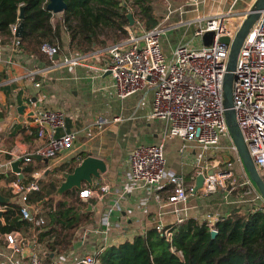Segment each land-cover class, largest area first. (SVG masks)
Listing matches in <instances>:
<instances>
[{
  "label": "crops",
  "instance_id": "crops-1",
  "mask_svg": "<svg viewBox=\"0 0 264 264\" xmlns=\"http://www.w3.org/2000/svg\"><path fill=\"white\" fill-rule=\"evenodd\" d=\"M255 1H177L164 13L163 24L167 27V34L162 40L164 54L167 58H171L174 49L180 44L205 45L203 38L194 36L199 20L230 9L246 10L252 7ZM61 18L60 15L59 19ZM104 36L101 35L103 42L92 49L69 51V34L63 29L61 47L72 55H82L85 60L78 65L61 63V55L54 63L46 57L22 53L20 48L15 46L13 39L11 44L0 43V192L9 199L8 202H0V206L7 204L8 209L10 203L20 204L18 195L14 194L11 188V183L16 179L29 184L37 179L38 173L41 174V178L51 168L54 169L61 164L71 163L77 167L88 156L103 159L106 170L100 173L99 177L93 176L92 182L83 181L81 187H76L77 191L80 192L83 188L98 189L105 183L112 188L110 192L99 196L94 195L88 199L80 197L85 202L86 211L91 212L90 221L81 224L72 246L60 254L45 250V241H39L41 233H48L49 227L37 230L29 223L20 230L10 231L17 232L22 237L23 256H29L27 249L33 246L45 264L59 260L62 256L66 258L64 264H72L80 252L83 254L94 252L111 245L132 241L137 235L146 234L158 224L173 228L181 223L180 219L184 221L190 218L199 222L207 221L210 226L236 210L245 212L246 208L252 209L248 208L251 203H243V201L247 203L249 199L242 200L232 197L231 193L228 195L216 190L198 191L186 202L175 204L167 201L169 192L164 190L160 193L163 201L152 197L146 209L138 207L142 192H135L126 198L119 197L129 156L132 150L141 144L163 142L167 169L183 175L187 187L195 186L201 174L205 176L216 172L219 164L216 158L220 157L218 154L220 147L223 146L218 144L214 149L206 151L196 142L165 136L168 129L167 122L151 117L154 96L151 88H145L125 99L119 98L112 88V76L109 72L103 71L110 59L108 47L112 44ZM124 38L126 36L113 43ZM35 71L38 73H33ZM20 105L24 106L22 113L18 110ZM42 109H57L64 112L66 129L75 131L76 139L71 149L49 158V163L32 158L27 164L33 163L36 170L32 174L34 180H29L24 172L27 164L19 165L20 168L23 166V170L17 175L12 163L17 160L14 159L15 154H33L44 144V139L37 135L36 125L27 122L28 115L32 111ZM24 127L25 134H18L12 139V136ZM229 142L231 146L232 139L228 136L227 146ZM234 152L236 156H233L237 157L234 162L237 171L247 177L252 184L239 154ZM235 166L231 168L234 169ZM166 184L167 188L171 187ZM233 187L228 186L227 189L232 191ZM255 191H258L257 187ZM62 193L57 191L59 195ZM257 193L262 207L264 200L260 193ZM45 200L35 204L44 211L47 222V211L43 205ZM109 207H113L111 222L115 228L108 238H105L100 233L101 218ZM257 207L259 205L255 208ZM6 210L0 211L2 223H5L3 214ZM5 234L0 236V264H11L8 257L12 250ZM49 237L48 235L47 238ZM51 238H55L53 234ZM47 255L50 256V260L45 261ZM27 261L28 258L24 259V262Z\"/></svg>",
  "mask_w": 264,
  "mask_h": 264
},
{
  "label": "built area",
  "instance_id": "built-area-1",
  "mask_svg": "<svg viewBox=\"0 0 264 264\" xmlns=\"http://www.w3.org/2000/svg\"><path fill=\"white\" fill-rule=\"evenodd\" d=\"M252 7L243 11L230 9L199 20L195 38H203L206 32L213 31L211 44H180L171 58H167L162 46L163 37L167 34L166 25L158 23L141 31L128 26L126 38L108 47L110 59L103 71L112 76V88L121 99L145 88L153 90L151 117L167 122L165 136L196 142L209 151L219 144L222 134H228L232 139L231 147L237 152L226 119L224 96L231 44L222 41V38L228 37L231 41L235 38ZM18 27L19 24L11 26L16 47H19ZM41 50L54 63L55 55H61L63 64L78 65L85 60L80 54L72 55L65 51L59 44L44 42ZM233 75V109L249 153L264 180V9L243 41ZM27 120L36 125L38 136L44 139V144L33 153L54 158L73 147L76 132L66 129L64 112L57 109L32 111ZM14 159L21 160L20 164L24 165L32 158L29 154L17 153ZM22 167L17 175L22 173ZM40 176L38 173L37 179L29 184H24L21 179L11 183L13 193L20 199L18 205L22 217L37 230L45 226L46 217L38 205L29 201V193L39 189ZM233 176L230 169L207 174L203 187L198 191H215L218 184L225 186L226 180L233 179ZM165 181L171 185L170 188ZM233 184L232 181L229 186ZM111 190L110 185L105 183L98 189L83 188L79 195L88 199ZM164 190L169 192L167 201L171 204L186 202L194 194V186L187 187L183 175L167 169L163 142L135 147L129 156L119 197L126 198L135 192H142L138 207L146 209L152 197L163 201L160 193ZM7 207V204L0 206V211ZM112 209L109 207L101 218L100 233L105 238L115 228L111 222ZM182 221L180 219L179 222ZM155 228L162 237L172 241V227L158 224ZM210 229L211 232H218L216 224L210 225ZM5 238L12 250L8 257L11 264H45L33 246L27 249L29 256L22 255L24 248L19 233H6ZM104 249L84 253L76 257L72 264H101L99 256ZM26 258L28 261L24 262ZM65 259L62 256L47 264H64Z\"/></svg>",
  "mask_w": 264,
  "mask_h": 264
},
{
  "label": "trees",
  "instance_id": "trees-1",
  "mask_svg": "<svg viewBox=\"0 0 264 264\" xmlns=\"http://www.w3.org/2000/svg\"><path fill=\"white\" fill-rule=\"evenodd\" d=\"M67 8L56 24L54 14L47 8L49 0H0V43L11 44L14 39L11 26L24 23L19 38L22 53L47 57L41 50L44 42L62 45V31L69 34V51H87L99 45L106 28L127 33L130 23L129 1L140 8L141 21L149 28L159 23L151 0H65ZM24 7L25 17L19 18ZM49 59V58H48ZM25 134V127L14 134ZM38 135V134H37ZM24 161V160H22ZM76 166L61 164L51 169L39 180V189L29 193V201L38 204L45 200L48 233H41L47 251L62 253L71 246L81 224L90 221L91 212L73 187L61 195L57 191L64 180L59 174L72 173ZM36 167L25 165V176L34 180ZM64 175V176H65ZM82 205V206H80ZM4 212L5 223L0 221V236L20 230L29 222L22 219L20 206L10 203ZM217 234L213 237L207 221L186 219L173 227L172 241L166 240L156 230L137 235L132 241L108 246L100 254L101 264H264V206L246 212L234 211L217 221ZM50 231H53L52 233ZM52 234L55 238H51ZM50 236L47 238V236ZM50 255V254H49ZM47 255L45 261L50 260ZM51 262V261H50Z\"/></svg>",
  "mask_w": 264,
  "mask_h": 264
},
{
  "label": "water",
  "instance_id": "water-1",
  "mask_svg": "<svg viewBox=\"0 0 264 264\" xmlns=\"http://www.w3.org/2000/svg\"><path fill=\"white\" fill-rule=\"evenodd\" d=\"M47 8L53 14H58L66 10L67 3L65 0H49V3L47 4ZM263 9H264V0H256L252 7V11L249 13L247 18L243 22L235 38L231 41L230 38L224 37L222 38V41L231 44L227 73L225 75V80H224V96H225V107L227 109L226 110L227 123L229 126L231 136L237 148V152L249 174V178L252 182H254V184H256V187L260 195L264 199V180L261 177L254 163V160L249 153L247 144L243 138L241 129L236 119V113L233 109V100H232L233 79H234L233 71L236 68V63L240 52V48L249 30L254 25L256 20L259 18L261 10ZM127 16L130 20V25L133 26L135 23L133 16L131 15L130 12L127 14ZM24 17H25L24 7H22L20 10L19 18L23 19ZM23 31H24V23L21 22L17 29L16 36L21 38L23 35ZM213 35H214L213 31H209L204 34L203 41L206 46L211 44ZM57 58L58 55H55L54 59ZM23 108L24 106L20 105L18 107V110L22 113ZM30 157L39 161L43 160L46 163H49V158L42 157L40 154L37 153L30 154ZM20 163L21 160H16L12 163L13 169L15 171H20V167H19ZM105 170H106V164L103 159L95 156H88L82 161L80 165H78L74 169L72 173L66 174V180H64L61 183V186L59 187L58 190L59 192H64L65 190L71 189L73 187H81L83 181L92 182L93 176L99 177L100 173L104 172ZM209 174H213V173H209ZM204 182H205V176L201 174L200 177L198 178L197 184L194 186V194H196L198 190L203 187ZM8 201L9 199L4 197L3 194L0 192V202L5 203ZM216 234L217 232L214 231L212 232L213 237Z\"/></svg>",
  "mask_w": 264,
  "mask_h": 264
},
{
  "label": "rangeland",
  "instance_id": "rangeland-1",
  "mask_svg": "<svg viewBox=\"0 0 264 264\" xmlns=\"http://www.w3.org/2000/svg\"><path fill=\"white\" fill-rule=\"evenodd\" d=\"M177 1H182V0H151V4H152V7L154 9V13L156 16L159 17V20H160L159 23H161V24L164 23V13L167 11V8L169 11L171 5L174 6ZM129 12L133 16V19L135 20V23L132 26V29H137L138 31H141L142 29H149L147 24L144 21H141L140 8H138V6L135 3H133L132 1H129ZM60 15L63 16V12L58 13V14H54V17L52 19V22L54 24H56L57 20H59ZM129 25H130V23L128 24V26ZM102 35H105L104 37H106L107 40H109L113 43V42L117 41L118 39H120L121 37L127 36V33H122V32L120 33L118 31H115L112 28H106L105 32H103ZM106 44H107V42H106ZM106 44H104V45H106ZM227 137H228V134H225V135L222 134L220 137V143L219 144L222 145L223 147H220V153L218 154V156H220V157L216 158L219 161V164L217 165L216 171L233 169L231 167L235 166L234 162L236 161L237 157H235L236 154H235L234 150L232 149V147L230 146V142L228 143V146L226 145L227 144ZM233 155H235V156H233ZM232 171H233V175H234L233 179L226 180L225 186H221L218 184L216 191L228 193V195H230V193H231L232 197L240 198L242 200L249 199V201H247V203H245L246 201H243L244 204L251 203V205L248 206V208L253 209L258 205H259V207H261V203H260V200L258 199L259 196L257 193L259 191H255V189H256L255 185L256 184H254V182H252V184H251L248 181L247 177L245 178V176L242 173H239L237 171L236 166ZM212 172H213V170H212ZM64 175L65 174H62V173L59 174V179L66 180V175L65 176ZM44 177H45V173L42 175V177L40 179H43ZM232 181L234 182V184L232 185L234 187H233L232 191H229L227 188L229 186V183H232ZM58 192H59V190H58ZM57 195H59V194H57ZM80 206H82V205H80ZM44 207H45L46 211L49 210L48 205L44 206ZM246 211H248L247 208H246ZM47 221H48V217H47ZM44 227H48V226L46 225ZM82 255H83V253L80 252L78 254V257H81Z\"/></svg>",
  "mask_w": 264,
  "mask_h": 264
}]
</instances>
